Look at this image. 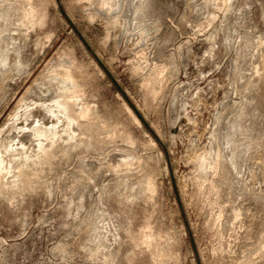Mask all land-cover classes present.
Listing matches in <instances>:
<instances>
[{
  "label": "rangeland",
  "instance_id": "rangeland-1",
  "mask_svg": "<svg viewBox=\"0 0 264 264\" xmlns=\"http://www.w3.org/2000/svg\"><path fill=\"white\" fill-rule=\"evenodd\" d=\"M0 54V264H264V0H0Z\"/></svg>",
  "mask_w": 264,
  "mask_h": 264
},
{
  "label": "bare ground",
  "instance_id": "bare-ground-1",
  "mask_svg": "<svg viewBox=\"0 0 264 264\" xmlns=\"http://www.w3.org/2000/svg\"><path fill=\"white\" fill-rule=\"evenodd\" d=\"M35 13V12H34ZM31 14V12H29L27 14V16H29ZM34 19V18H33ZM1 55V54H0ZM2 56V55H1ZM6 62V61H5ZM67 63V62H66ZM5 64V63H4ZM59 66V65H58ZM61 66V65H60ZM67 67V66H66ZM58 68V67H57ZM70 68V67H69ZM60 69V68H59ZM62 69V68H61ZM60 69V70H61ZM72 69V68H71ZM55 70V69H54ZM52 72H54L52 70ZM51 72V73H52ZM50 73V74H51ZM55 74V73H54ZM52 74V75H54ZM57 76H53L55 77L54 79H56L58 81V86L57 84L55 86H57L56 90H54L48 99H46V97H42L41 100H44L43 103L39 104L38 106L35 107V111H31V109L25 110V112L23 113L24 117H25V122H28L29 119H31L30 122V126L26 127H21L18 129V133H22L24 135H27L28 137L31 138V140L33 141H37V152H42L44 154V156L47 157L48 155V144H44L42 142V138H54L56 135V126H54L53 124L51 125H47V120L50 118H56L57 120H62V118L65 120V127L68 128L67 132L70 130V126L72 124H76L78 128L83 127V123H81L80 118L85 116L86 114H88L89 112V108L87 106H82L79 109H76L75 106L77 104V101H79V92L80 90H78L75 82H76V78H75V82L73 80L72 74L65 70L62 71L58 74H56ZM50 76V75H49ZM48 78V77H47ZM50 78V77H49ZM51 79V78H50ZM49 80V79H47ZM52 81H49V83ZM155 82V81H154ZM55 83V82H54ZM51 85V84H49ZM53 86V87H55ZM154 86V85H153ZM156 86V85H155ZM28 89V88H27ZM51 89V88H50ZM80 89V88H79ZM82 91V90H81ZM155 92V91H154ZM25 93V92H24ZM23 96L21 98H19L20 100L18 101H23ZM39 98V97H38ZM81 98V96H80ZM49 101V103H46V101ZM82 101V98H81ZM17 104V103H16ZM26 104V103H25ZM29 105V104H28ZM78 105V104H77ZM21 106V105H20ZM30 107V106H29ZM38 108V109H37ZM24 110V107H23ZM22 111V110H21ZM130 113L132 114L131 116H133L132 118H134L135 121H137L139 123V121L137 120L136 116L133 114V112L129 109ZM22 113V112H21ZM14 117H17L18 113L16 111V113L11 114ZM22 115V117H23ZM61 115V116H60ZM20 118V117H19ZM89 118V116H88ZM14 119V118H13ZM60 120V121H61ZM83 120V119H82ZM88 120V119H87ZM59 121V122H60ZM85 121V120H83ZM89 121H87L88 123ZM58 125V124H57ZM24 126V124H23ZM64 126V125H63ZM100 126V125H99ZM100 128V127H99ZM12 129V128H11ZM59 130V129H58ZM66 131V130H65ZM72 131V130H71ZM69 133V132H68ZM64 134V133H63ZM71 135V134H70ZM75 135V134H73ZM71 135V136H73ZM87 136V135H86ZM61 137V136H60ZM69 137V136H68ZM82 137V136H81ZM48 138V139H49ZM63 138V137H62ZM72 138H75L72 137ZM55 139H53L52 141H54ZM58 140V139H57ZM60 140V139H59ZM58 140V141H59ZM69 141V140H67ZM80 141V140H79ZM46 142V141H45ZM66 142V140H65ZM64 142V143H65ZM13 143V142H11ZM36 143V142H35ZM68 143V142H67ZM62 144V143H61ZM16 145H21V147L24 146V144L22 142H18L16 144H12L9 145L8 147H5L1 144L0 142V170L2 169V164H3V157L6 156L7 154L10 153V151H17V146ZM19 147V146H18ZM53 147V146H52ZM25 148V147H24ZM25 150V149H24ZM51 151V150H50ZM38 154V153H37ZM29 155V154H26ZM40 155V154H39ZM25 156V154H24ZM23 157V155H22ZM26 157V156H25ZM52 157V156H51ZM14 158V157H13ZM12 158V159H13ZM17 159V158H16ZM21 159V158H20ZM51 159V158H50ZM48 159V160H50ZM24 160V159H23ZM43 160V159H42ZM14 161V160H13ZM12 161V162H13ZM19 160H17L16 162H18ZM26 162V160H25ZM205 162V161H204ZM201 163V162H200ZM11 165V164H10ZM17 165V163H16ZM20 165V164H19ZM27 165V164H26ZM5 170V169H4ZM26 170V169H25ZM10 171V170H9ZM14 171V169H13ZM12 171V172H13ZM1 172V171H0ZM24 172V171H23ZM25 173V172H24ZM7 174H8V170H7ZM18 176L22 175L21 172H17ZM3 184L0 183V187H2Z\"/></svg>",
  "mask_w": 264,
  "mask_h": 264
},
{
  "label": "water",
  "instance_id": "water-1",
  "mask_svg": "<svg viewBox=\"0 0 264 264\" xmlns=\"http://www.w3.org/2000/svg\"><path fill=\"white\" fill-rule=\"evenodd\" d=\"M121 94L124 96V98L126 99V101L128 102L129 106L132 108V110L135 112V114L137 115V117L142 121V123L146 126V128L148 129V131L151 132V129L146 125L145 121L143 120V118L141 117V115L138 113V111L136 110V108L132 105V103L127 99L126 95L121 92Z\"/></svg>",
  "mask_w": 264,
  "mask_h": 264
}]
</instances>
